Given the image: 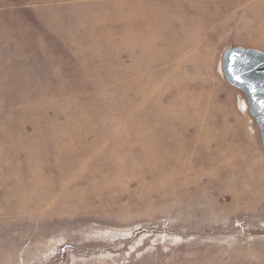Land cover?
Returning <instances> with one entry per match:
<instances>
[{
  "label": "rangeland",
  "instance_id": "rangeland-1",
  "mask_svg": "<svg viewBox=\"0 0 264 264\" xmlns=\"http://www.w3.org/2000/svg\"><path fill=\"white\" fill-rule=\"evenodd\" d=\"M114 1L0 0V264H264V146L248 108L240 104H246L243 93L219 72L228 47L264 52V0H124V8L136 2L135 8L144 9L145 3L165 1L168 18L154 21L167 22L174 44L152 48H180L179 58L169 54L165 62L182 65L166 73L154 65L98 86L90 74L113 75L117 65L109 60L115 52L126 67L137 63L125 49L103 51L87 41L91 33L101 36L103 19L116 17ZM92 4L104 7L91 10ZM118 40L116 35L112 41ZM105 63L109 68H101ZM172 74L189 78L192 88L205 87L217 104L211 123L225 130L215 141L230 147L221 153L226 163L193 165L182 179L158 189L148 188L151 180L143 177L139 186L129 182L131 192L115 187L92 192L86 186L91 174H80L82 195L57 199L54 209L35 206V164L59 193L57 148L48 135L62 138L68 115L84 116L69 129L75 156L90 149L91 158L116 157L126 168L120 132L129 134L131 128L133 108L124 100L130 93H105L122 82L152 75L170 80ZM177 125L181 141L189 142L193 128ZM26 127L40 141L35 159L18 141ZM94 138L99 143L91 148Z\"/></svg>",
  "mask_w": 264,
  "mask_h": 264
},
{
  "label": "bare ground",
  "instance_id": "bare-ground-1",
  "mask_svg": "<svg viewBox=\"0 0 264 264\" xmlns=\"http://www.w3.org/2000/svg\"><path fill=\"white\" fill-rule=\"evenodd\" d=\"M135 3L132 5L136 6ZM111 4L112 9L116 12V17L109 20L103 19L100 22L102 24L98 25V32L101 36L98 37L96 33H91L87 36V41H92L96 46L94 48L103 51H105L103 48H107L108 51H112L111 48L116 50H119V48L125 49L129 59L132 62L136 60L137 63L133 62L132 66L126 67L115 52L109 60L114 61L117 65L113 75L109 73L105 75H101V73L98 75L96 73L90 74L95 81L99 82L98 86H108L114 81L118 82L129 76H134L139 69H149L154 65L162 73H166L169 69H172L171 71L180 69L182 64L178 66L174 64L169 67L165 62V59L170 57L169 54L174 58H179L181 52H183L178 51L180 48L174 50L161 48L162 50L158 52L152 48L155 43L174 44L171 43L172 40L174 41V36L172 37L166 32L167 22L158 23L154 21L155 16L168 18L171 9L166 6L165 1L145 3V9L135 8L134 6L124 8V0H116ZM101 7H104V5L92 4L89 9L96 10ZM125 10H128L127 16L122 13ZM118 12H121V14L118 15ZM115 19L117 21L114 22ZM116 35L119 40L114 44L112 40ZM76 50L78 49L76 48ZM134 50H137L139 55L135 56ZM106 64H103L101 68H107L108 65L106 67ZM94 67H97V65H94ZM219 72L222 74L221 66H219ZM190 82L187 77H178L176 74H172L170 80H161V77L155 80L152 75L149 79L141 77L137 80L122 82L120 86L117 85V88L109 86L106 95H108L107 93L124 95V93L129 92L130 95L127 94V98L124 96V100L125 104L130 105L128 109L133 108L131 121L128 122L131 126L127 130L129 134L120 132V136L126 139V154L128 155L126 159L128 162L127 167L123 169L119 166L116 157L102 162L96 159L95 156L91 158L92 151L90 149L82 150L80 156H75L74 154L78 152L75 149L73 150V147L77 146L72 144L73 138L69 133L71 132L69 129L78 126L84 116L82 117L81 114L75 115V113L68 115L69 117L64 123L67 131L62 134L63 137H55L52 133V135H48L49 142L53 145L52 148H57L54 153H56V185L59 186V193L58 195L55 194L54 188L49 183L50 179L46 178L39 170L38 165L35 164L32 170L34 174L31 178V191L35 198V206L44 207L47 204V206L49 205L54 209L57 204L55 200L72 199V197H76L75 194L82 195L84 191L78 187L81 180L78 177L80 174H91L86 186L92 192H96L101 188L109 189L113 187L120 191L131 192V189L127 187L129 182L134 181L139 186L143 182V177L148 176L151 180L148 188L158 189L165 182L170 183L182 179L181 177L190 172L189 169L193 165L215 166L226 163L225 155L223 157L221 153L223 154L224 150L227 153L230 151V147L215 141V138L225 130L223 128L218 129L211 123L215 110L219 108L215 101L207 95L205 87L199 85V87L192 88ZM90 85L93 84L90 83ZM84 86L86 85L84 84ZM167 91L172 93L165 96ZM240 104L243 109L247 107L242 101ZM123 107V111H126L127 105L123 104ZM174 122H177V126L182 129L193 128L189 142L181 141L179 130L173 128ZM26 128L23 134V130L20 131L18 141L26 145L27 151L34 156L32 159H35L37 158L36 151L40 141L34 137V131L28 127ZM250 130L253 132V127ZM77 134L81 136V133ZM1 137L5 138L6 136L2 133ZM98 143L97 138H94L91 148L97 146ZM81 148L85 147L81 146ZM105 155L104 153L103 156ZM200 155L205 158H197ZM214 156L218 160H215ZM63 159H67V161L64 162ZM75 171H77V174L74 176Z\"/></svg>",
  "mask_w": 264,
  "mask_h": 264
},
{
  "label": "water",
  "instance_id": "water-1",
  "mask_svg": "<svg viewBox=\"0 0 264 264\" xmlns=\"http://www.w3.org/2000/svg\"><path fill=\"white\" fill-rule=\"evenodd\" d=\"M221 72L225 80L245 96L248 112L264 146V52L240 46L228 47L222 53Z\"/></svg>",
  "mask_w": 264,
  "mask_h": 264
}]
</instances>
